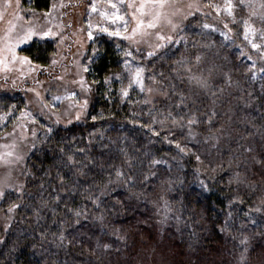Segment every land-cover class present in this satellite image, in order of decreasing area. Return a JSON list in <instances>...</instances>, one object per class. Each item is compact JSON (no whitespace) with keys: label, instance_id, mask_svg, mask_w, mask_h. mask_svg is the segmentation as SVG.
Returning a JSON list of instances; mask_svg holds the SVG:
<instances>
[{"label":"trees","instance_id":"obj_1","mask_svg":"<svg viewBox=\"0 0 264 264\" xmlns=\"http://www.w3.org/2000/svg\"><path fill=\"white\" fill-rule=\"evenodd\" d=\"M32 7L48 10L50 1ZM98 41L89 114L41 145L16 199L18 221L0 233V264H234L247 247L264 264L259 79L248 83L247 69L232 65L236 87L197 92L188 63L151 58L148 73L167 98L123 101L104 83L121 67L123 44ZM32 48L21 52L38 62L45 50ZM162 202L177 215L164 232L155 218Z\"/></svg>","mask_w":264,"mask_h":264},{"label":"rangeland","instance_id":"obj_2","mask_svg":"<svg viewBox=\"0 0 264 264\" xmlns=\"http://www.w3.org/2000/svg\"><path fill=\"white\" fill-rule=\"evenodd\" d=\"M49 1L48 10H39L32 7L33 0H0L3 234L18 221L16 199L24 192L34 159L50 132L83 123L89 114L94 93L88 72L98 56L101 36L123 44L120 69L104 81L106 86H116L123 101L144 98L154 103L167 98L148 73L151 58H181L188 63V83L197 92L218 89L222 82L236 87L230 84L232 65L247 69L248 83L254 84L257 78L264 86V0H165L163 8L158 0ZM157 12L161 18L149 27ZM116 32L120 34H112ZM32 45L41 53L45 50L42 58L34 57L38 62L21 52ZM8 195L13 200L3 203ZM155 209L164 232L177 215L163 202ZM244 239L247 244L248 236ZM243 252L234 264H257L248 247Z\"/></svg>","mask_w":264,"mask_h":264},{"label":"snow or ice","instance_id":"obj_3","mask_svg":"<svg viewBox=\"0 0 264 264\" xmlns=\"http://www.w3.org/2000/svg\"><path fill=\"white\" fill-rule=\"evenodd\" d=\"M153 2L155 3V2H157V0H153ZM158 2H159V5H160V7L161 8H163V6H164V3H165V0H158ZM144 6L143 5H141V8H143ZM161 15H162V13H160V12H157L156 14H155V16L153 17V21L154 22H150L149 23V27H155V21H158L160 18H161ZM169 23H170V21H169ZM105 31H107V29H104ZM133 31H135V29L133 30ZM49 33H47V32H45L44 33V35H48ZM113 35H119L120 33L119 32H116V33H112ZM28 36H30L31 35V32H29L28 34H27ZM89 35L91 36V33H89ZM161 39H163V37H161ZM22 42V41H21ZM253 47H257V45H253ZM139 71L140 70H138V72H137V77H139ZM138 82H139V80H138ZM125 95H127V93L125 92Z\"/></svg>","mask_w":264,"mask_h":264}]
</instances>
